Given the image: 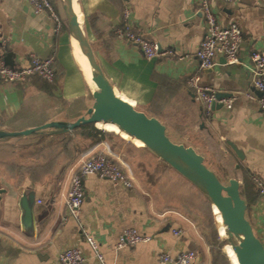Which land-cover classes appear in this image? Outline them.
<instances>
[{"label": "crops", "instance_id": "1", "mask_svg": "<svg viewBox=\"0 0 264 264\" xmlns=\"http://www.w3.org/2000/svg\"><path fill=\"white\" fill-rule=\"evenodd\" d=\"M76 2L96 61L111 87L128 103L157 114L163 123L185 120L192 126L203 120L200 127H190L189 135H175L177 142L201 141L209 169L222 184L234 179L240 186L250 181L258 187L259 228L264 213V112L256 102L243 98L231 109L214 110L202 119L188 80L195 74L200 86L219 94L251 88L249 55L264 56V0H209L220 27L236 24L241 31L240 64L229 67L217 58L212 69L201 71L195 57L206 30L199 13L201 0ZM125 9L130 12L132 30L145 34L170 55L148 62L137 48L115 40L113 32L121 26ZM7 56L13 69L27 67L31 56L52 59L54 79L51 83L37 77L23 84L0 81V131L22 132L56 121L73 123L92 107L93 89L68 32L63 29L54 36L49 13H35L26 0H0V59L5 62ZM167 132H171L168 127ZM70 135L46 131L0 143V264H59L61 253L73 248L82 253L85 264H96L66 211L70 182L84 153L71 145H58L61 137ZM226 142L242 153V162ZM103 144L114 155L123 156L137 183L128 189L96 176L83 181L79 218L105 263L160 264L159 254L168 249L195 255L202 250L204 257L196 256V264H210L194 219L197 206L206 205L204 198L141 145L126 146L127 153L122 155L105 142L88 150L102 151ZM218 156L223 159L219 161ZM136 161L144 176L135 168ZM228 164L235 175L227 173ZM128 229L150 241L120 247Z\"/></svg>", "mask_w": 264, "mask_h": 264}, {"label": "water", "instance_id": "2", "mask_svg": "<svg viewBox=\"0 0 264 264\" xmlns=\"http://www.w3.org/2000/svg\"><path fill=\"white\" fill-rule=\"evenodd\" d=\"M59 3L68 35L72 44L75 40L78 45V58L82 59V69L92 86L93 105L84 117L73 123L56 121L14 133L1 130L0 143L33 137L46 131H51L56 136L69 135L85 125L114 127L123 136L138 142L209 202L213 213L219 217L225 229L229 250L237 264H264V243L255 236L246 219L247 204L241 198L239 182L231 179L227 184H222L204 165L201 141L174 143L167 135V128L149 112L121 98L98 65L83 25L76 21L70 9L69 0H59ZM5 64L11 67L10 56L5 58ZM254 94L257 97L262 96L258 92ZM225 97H229V94H217L219 99ZM222 108L215 105L212 112ZM226 146L238 161H243L242 153L232 144L226 142ZM236 169L238 170V166Z\"/></svg>", "mask_w": 264, "mask_h": 264}, {"label": "built area", "instance_id": "3", "mask_svg": "<svg viewBox=\"0 0 264 264\" xmlns=\"http://www.w3.org/2000/svg\"><path fill=\"white\" fill-rule=\"evenodd\" d=\"M35 13L44 11L49 16L54 25V36H58L64 29L65 19L53 8L48 0H26ZM230 3L233 0H222ZM199 13L205 20L206 30L203 40L196 52V60L199 64L198 71L212 69L216 64V59L221 58L229 67L240 64L239 49L242 42L241 31L236 24L220 27L209 7V0H201ZM130 12L125 9L122 15V24L113 32L117 42L127 44L137 48L142 57L152 62L161 57L170 55L162 53L156 43L149 41L145 34L135 33L129 24ZM249 63L253 80L251 88L244 92H234L229 97L217 98L215 90L204 88L198 83V76L192 75L188 80V88L192 93V100L200 107L202 114L206 117L212 112L215 105L225 109L232 106L243 98L250 99L258 104L264 112V56L252 52L249 55ZM37 77L45 82L51 83L54 79L52 70V59H39L35 56L29 58L27 67L13 69L0 59V81L8 84H23L29 78ZM254 92L261 93L257 97ZM102 151L93 148L84 152L80 157V164L76 174L72 177L70 188L66 200V211L69 217L76 223L86 244L89 246L92 257L96 264H106L102 255L97 250L95 243L89 238L83 228L79 210L83 203V181L88 177L96 176L100 179L109 180L114 185H122L128 189L137 186L136 181L128 172L126 166L111 153L107 145H101ZM173 235L180 237L181 234L173 231ZM224 232L220 233L223 236ZM150 239L139 234L136 230L128 229L123 232L120 239V247H135L146 244ZM160 264H196V255L192 251H181L176 254L168 249H164L158 256ZM59 264H85V259L78 249H68L61 253Z\"/></svg>", "mask_w": 264, "mask_h": 264}, {"label": "trees", "instance_id": "4", "mask_svg": "<svg viewBox=\"0 0 264 264\" xmlns=\"http://www.w3.org/2000/svg\"><path fill=\"white\" fill-rule=\"evenodd\" d=\"M48 1L53 6V8L60 14V16L64 18L62 11H61L59 0H48ZM64 25H65L64 31L67 32L66 23H64ZM149 113L151 114L152 117L157 119L166 128L168 127V129L171 132H173L175 135H178L179 137L189 135L190 127H193V128L200 127L199 125L203 123V120H202L201 123L199 122V124L194 123L192 126H189L188 123L185 120H183L184 122H171V123L166 124L160 121L159 116H157V114L153 115L151 112ZM200 116L202 119L205 118L201 110H200ZM167 135L170 138L168 132H167ZM60 140L61 141L58 144L59 146L64 147V146L71 145L79 149L81 152H86L88 149L92 148L94 145L104 143V142L107 143L111 147L112 150H114V147L110 144H112L113 142L119 143L122 141L114 133L106 132L104 130H99L95 127V125L81 126L77 128L76 130H74L70 136L61 137ZM170 140L172 141L171 138ZM205 151H207V148L205 149ZM203 157H205L204 153H203ZM218 159L219 161H221L223 158L221 156H218ZM208 163L204 158V165L208 168V170H210ZM229 167H231L230 173H229ZM227 169H228L227 173L235 174L234 169L229 164H228ZM241 198H242V195H241ZM204 200L206 202V205L203 206L202 204H199L196 208V212H198V217L200 219V224L198 225V228L200 229V232L202 233L204 237L205 246L207 247L208 253L210 256V264H233L231 261V258L225 252L226 248H228L229 246L225 229L223 227H222L223 229L221 228L222 231L224 232V235L220 236L219 235V229L221 227L220 219L216 214H213V211H212V208L209 202L205 198ZM201 255L202 257H204V253L202 250H200L199 254L196 253V256H201Z\"/></svg>", "mask_w": 264, "mask_h": 264}, {"label": "rangeland", "instance_id": "5", "mask_svg": "<svg viewBox=\"0 0 264 264\" xmlns=\"http://www.w3.org/2000/svg\"><path fill=\"white\" fill-rule=\"evenodd\" d=\"M100 127H102V126H100ZM115 135H117L119 137V139L122 140V141L119 142V143L118 142H113L110 145H112L114 147V150L117 151L120 155H122L124 153H127L126 146L132 147V148L134 146H136V147L138 146L137 143L131 141L130 139H126V138L122 137L120 133L119 134H115ZM169 136H170V138L172 139V141L174 143H178L177 141H179V140L177 139V137H175L174 133L169 132ZM126 142H128L129 145L126 144ZM120 157H118V159L122 163L126 164L125 159H123V156H120ZM135 164H136L135 168L138 170L139 175L141 176V174H140V172H141L142 175L144 176L143 170H142L139 162L137 163V161H136ZM126 165L128 166V164H126ZM230 169H231V167H229V173H230ZM231 175H235V174H231ZM240 194L242 195V199H244L246 201V204H247V207H248V209L246 210V219L250 223V225H251L256 237L257 238L259 237L260 241L263 243L264 242V213H263L262 224L258 228V187L254 186L253 183H251L250 181H246L244 186H241V188H240ZM213 214H215V213H213ZM194 219H195V223H196V225L198 227V225L200 224V219L198 217V212L194 215ZM220 226L221 227L219 229V233H222V229H223L222 227L223 226H222V224H220ZM225 252L227 254L229 253V246H228V248H226Z\"/></svg>", "mask_w": 264, "mask_h": 264}, {"label": "bare ground", "instance_id": "6", "mask_svg": "<svg viewBox=\"0 0 264 264\" xmlns=\"http://www.w3.org/2000/svg\"><path fill=\"white\" fill-rule=\"evenodd\" d=\"M69 6H70V9H71V11H72L74 17L76 18V21H77L80 25H82V19H81V17L79 16V13H78V7H77V2H76V0H69ZM73 45H74L75 50H77V49H78V45H77V43H76L75 40H73ZM79 60H80V62L82 63V59L80 58ZM97 128L102 129V130H104V131H106V132L119 133L118 130H117L116 128L111 127V126H105V127L97 126ZM124 137L127 138L126 136H124ZM136 143H137L138 145H140L138 142H136ZM216 213H217V212H216ZM228 254H229L230 258H231L232 263H233V264H237L236 259H235L234 255L231 253L230 250H229V253H228Z\"/></svg>", "mask_w": 264, "mask_h": 264}]
</instances>
